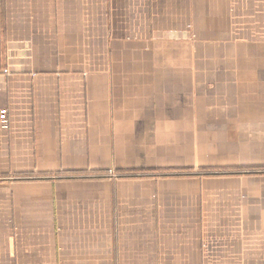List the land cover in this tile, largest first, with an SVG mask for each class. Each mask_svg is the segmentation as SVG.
Here are the masks:
<instances>
[{
	"label": "crops",
	"instance_id": "1",
	"mask_svg": "<svg viewBox=\"0 0 264 264\" xmlns=\"http://www.w3.org/2000/svg\"><path fill=\"white\" fill-rule=\"evenodd\" d=\"M0 108V264H264V0H0Z\"/></svg>",
	"mask_w": 264,
	"mask_h": 264
},
{
	"label": "built area",
	"instance_id": "2",
	"mask_svg": "<svg viewBox=\"0 0 264 264\" xmlns=\"http://www.w3.org/2000/svg\"><path fill=\"white\" fill-rule=\"evenodd\" d=\"M0 124L2 127H6L7 124V110L4 108H0ZM111 175H113L112 171H109Z\"/></svg>",
	"mask_w": 264,
	"mask_h": 264
}]
</instances>
